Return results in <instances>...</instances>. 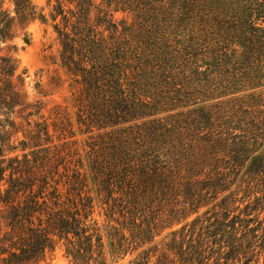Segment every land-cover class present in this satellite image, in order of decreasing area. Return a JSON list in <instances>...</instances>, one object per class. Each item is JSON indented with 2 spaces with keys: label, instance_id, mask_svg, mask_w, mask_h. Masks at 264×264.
Returning a JSON list of instances; mask_svg holds the SVG:
<instances>
[{
  "label": "trees",
  "instance_id": "obj_1",
  "mask_svg": "<svg viewBox=\"0 0 264 264\" xmlns=\"http://www.w3.org/2000/svg\"><path fill=\"white\" fill-rule=\"evenodd\" d=\"M12 3L0 41L27 42L45 14ZM50 15L77 122L104 132L86 164L9 156L28 106L3 57L0 264H40L58 242L70 264H108L102 231L129 264H264V0H55Z\"/></svg>",
  "mask_w": 264,
  "mask_h": 264
},
{
  "label": "rangeland",
  "instance_id": "obj_2",
  "mask_svg": "<svg viewBox=\"0 0 264 264\" xmlns=\"http://www.w3.org/2000/svg\"><path fill=\"white\" fill-rule=\"evenodd\" d=\"M30 3L45 14V19L35 20L27 25L25 29L27 42L23 40V31H17L12 38L0 41V62L3 57L9 55L17 60L16 75L19 74L20 78L17 79L14 76L13 79L19 88L24 104L28 106L23 116L16 119L18 131L14 145L17 151L10 153L9 156L19 154L21 157L23 151L21 148L29 153V151L35 152L43 147L49 155L58 154L57 152L60 151L63 156L62 162H66L67 165L73 166L78 159L86 164L88 142L104 130L94 128L88 131L86 126H80L77 122L79 117L76 101L78 87L73 78L66 74L59 64V42L54 24L59 22L60 17L53 20L50 15L55 0H30ZM0 4L3 9L13 14L12 0H0ZM121 16V13L115 14L117 18ZM44 128H47V134L44 133ZM36 135L41 138L39 143H42L38 147L33 146L35 144L33 136ZM91 193L94 195L92 190ZM91 217L102 228L104 209L95 197ZM175 227L177 226L173 228ZM167 231L165 230L163 234ZM102 233L108 264H129L130 255L117 260L109 256L107 239L104 231ZM40 264L70 263L63 254L61 243L58 242L53 250L46 252Z\"/></svg>",
  "mask_w": 264,
  "mask_h": 264
}]
</instances>
